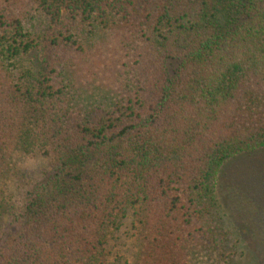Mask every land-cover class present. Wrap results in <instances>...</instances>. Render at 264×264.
I'll return each instance as SVG.
<instances>
[{
    "label": "trees",
    "instance_id": "16d2710c",
    "mask_svg": "<svg viewBox=\"0 0 264 264\" xmlns=\"http://www.w3.org/2000/svg\"><path fill=\"white\" fill-rule=\"evenodd\" d=\"M30 2L0 0V264H118L128 219L136 264H264V0ZM102 46L130 77L88 108L64 63ZM52 145L18 231L9 181ZM235 164L243 234L216 195Z\"/></svg>",
    "mask_w": 264,
    "mask_h": 264
},
{
    "label": "rangeland",
    "instance_id": "374dc122",
    "mask_svg": "<svg viewBox=\"0 0 264 264\" xmlns=\"http://www.w3.org/2000/svg\"><path fill=\"white\" fill-rule=\"evenodd\" d=\"M16 5L20 11L30 10L33 11L32 13H34L36 10V6L33 4V2L31 3L30 0H20V3ZM106 48L107 49L102 46L99 50V54L103 52L102 54L105 56L94 55L95 57H92V55H89L87 58H85L84 56L78 54L76 59H71L68 57L64 63L67 64V67H69L70 70L74 72L73 78L78 90V94L81 97V100H83L85 106H87V102L90 104L88 108L106 106L108 103L104 105L105 102L103 101V98L107 96L111 98L116 97V94L120 91L121 85H123L124 79L127 77V75L125 77L121 76L120 81H122V84L120 85L117 81V84L112 88L111 83L116 82L115 80L113 81V78L116 76V71L114 70L113 61L106 58L110 55L109 48ZM103 59L108 63V68L105 72H101L97 68ZM173 63L175 64L170 65V71L175 70L176 62ZM124 69L126 70V68ZM129 77L130 76H128V78ZM128 78H126L124 81L125 84ZM116 87L117 89L115 91ZM121 92H124L125 95L128 94L127 89ZM55 146L56 145H52L50 147L52 152L51 156L28 158L21 163L20 166L23 170L22 178H25V184L27 186L17 187V182L15 180L9 181V193L12 197L14 205L17 206L15 214L10 216L9 219H11L13 222V228H16L18 231L26 223V221H24L23 217L21 216V210L29 191H34L36 188L40 187L48 177H51L56 172L53 155L58 153V149H56ZM240 163L241 162H239L238 165ZM236 165L237 164L229 166L228 171L225 170L224 173L221 174V180L218 181L216 195L220 205L226 212H230V216L232 217L235 226L238 227L243 234L244 229L247 227L244 225V210L250 209V202L243 194L241 185L235 178L236 172L239 171L234 169L237 167ZM249 172L250 171L245 170L243 174H247ZM130 224V219L125 221L119 232V245L114 248L115 252H119L117 253V255L119 254L118 264H136V259L134 260L135 254L133 256V253L136 250V244L139 242L135 241L134 238L131 237L133 229ZM243 238L245 243L249 244L251 250H253L255 258H259L260 260L263 257L264 245H260L261 242L258 241L257 237L252 236V232L249 234L246 232V235H243ZM232 257L234 258L232 264H249V259H251V256L248 253L240 257ZM187 258V261L190 262L189 264H195L196 259L193 260V258L190 256H187ZM207 259L208 257H202V262L204 264H208L210 260Z\"/></svg>",
    "mask_w": 264,
    "mask_h": 264
}]
</instances>
